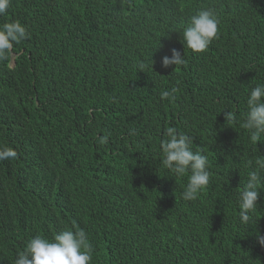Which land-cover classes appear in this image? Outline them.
Instances as JSON below:
<instances>
[{"label":"trees","instance_id":"obj_1","mask_svg":"<svg viewBox=\"0 0 264 264\" xmlns=\"http://www.w3.org/2000/svg\"><path fill=\"white\" fill-rule=\"evenodd\" d=\"M201 8L219 36L195 53L182 30ZM17 20L31 38L0 63V148L17 153L0 160V264L73 223L91 264H264V186L251 225L237 203L264 139L223 112L242 117L264 83V0H12L0 25ZM173 48L186 63L165 68ZM173 87L175 101L161 99ZM167 127L209 159L195 201L162 165Z\"/></svg>","mask_w":264,"mask_h":264},{"label":"clouds","instance_id":"obj_2","mask_svg":"<svg viewBox=\"0 0 264 264\" xmlns=\"http://www.w3.org/2000/svg\"><path fill=\"white\" fill-rule=\"evenodd\" d=\"M12 0H0V16L7 15ZM220 19L211 8H201L191 15L182 30V43L185 48L195 53H204L219 36ZM31 33L20 21L6 22L0 25V63L10 61L15 55L14 47L30 39ZM186 63L184 55L173 48L171 57L164 55L162 64L165 68L182 66ZM148 65L140 63L139 71H146ZM179 88L163 90L161 99L174 102ZM247 111L238 117L233 111H223L227 125L238 126L247 130L250 141L256 145L264 139V83H258L249 90ZM135 135V131L131 132ZM167 139L161 142L162 165L174 179L187 177V184L182 193L185 201H195L209 186L212 173L209 159L202 151H193L192 138L179 132L175 127L165 129ZM109 137L98 138L100 144H106ZM17 153L10 147L0 148V160L13 159ZM250 169L243 189L237 194L239 219L245 225H251L264 186V156H256L254 162L248 161ZM256 241L264 247V234L256 233ZM94 247L88 233L73 223V228H66L54 234L52 239L35 235L29 239L23 250L17 252L14 264H91Z\"/></svg>","mask_w":264,"mask_h":264}]
</instances>
